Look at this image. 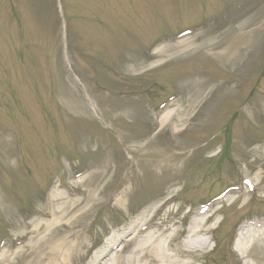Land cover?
I'll return each mask as SVG.
<instances>
[{
    "label": "rangeland",
    "instance_id": "rangeland-1",
    "mask_svg": "<svg viewBox=\"0 0 264 264\" xmlns=\"http://www.w3.org/2000/svg\"><path fill=\"white\" fill-rule=\"evenodd\" d=\"M244 1L252 0H0V202L6 201L13 208L31 213L38 208L41 194L46 193L49 177L55 175V184L59 181H68V164L71 159L78 165L79 172H84L91 166L97 167L98 161H105L108 164L103 166L110 169L114 176L108 180L97 208L85 219L82 227V240L89 248L90 255L93 252L90 247L96 248L97 245L103 244L107 249V242L118 230H123L126 224L137 219L142 213L146 216L147 211L154 205L149 201L153 200L156 193L161 195L166 190L173 189L170 194L177 193L183 202L191 198L196 202L209 201V198L223 186L240 181L246 176L252 177L255 181L260 180L261 186L264 187L263 111L256 112L255 109H249V105L248 107L242 105L248 116L246 118L251 119L247 120V123L250 122L251 125L241 123L242 119L237 121L239 131L230 125L232 131L230 133H234L230 147L231 158L228 161H219L217 166L220 175H213L214 172H218L213 166L219 158V155L214 156L216 151H219V142L213 138L211 131L212 127L218 126H211L214 122L210 125L208 116L210 114L215 116L216 111L209 110L212 104L201 108L200 105L205 102V98L201 101L205 92L200 94L197 91L194 93L185 91L182 96L183 103L177 105L178 117L187 119L201 108L199 115L191 122H188V119L181 122V126L185 123L189 125V129L179 137H174L172 127L167 128L165 134L154 137L160 147V156L172 159L177 156L179 159L178 164H175L168 173L163 166L148 162L157 156L148 157L147 153H141L142 156L129 155L128 146L122 140L123 136L127 135L133 139L144 140L153 134L154 129L151 122V126L149 125L147 118L148 114H153V108L147 105L145 99L141 104L144 114L147 113L146 117L141 113L138 116L120 113L124 108L130 109V101L121 100L117 103L115 95L106 89L108 86L115 92L122 90L123 87L120 88L121 84L119 85L118 81L122 75L123 58L130 55L142 56L144 50L151 49L159 42L178 38L179 34L185 31L205 28L209 33L208 28L215 24L224 25L232 22L231 16ZM261 10L264 14V7ZM255 26L254 31H251L245 25L244 32L249 33L247 46L252 49L255 46L261 51L260 54L256 53L259 54L256 61L261 65L260 63H264V19ZM240 49L241 47L230 50L229 55L236 58ZM202 50H205L203 53L216 56L218 63L214 62V57L205 54L197 56L198 54H195L197 51L193 50L190 51L191 54L181 55L185 58L170 61L154 74L152 71L146 72L143 87L155 83L153 89H158L156 99H163L165 92L171 91L162 90L159 76L156 78L155 74L165 69V73L161 75V82L166 86V90L173 86L172 81L166 82L163 79L165 76L177 74L179 81L197 72L196 75L214 74L213 77L202 75L189 78L191 81H204V84H199L198 91L204 90L205 87L200 86L204 85L212 86V91L219 92L223 81L235 79V69L230 68L232 64L225 68V63L217 59L220 57L218 54L224 50L221 49L217 54L209 47H203ZM226 50L227 48L224 53ZM245 55L246 60L251 59L254 50H247ZM65 56L73 76L84 86L77 82L82 95L89 99V94L95 105L96 114L97 107L102 109L110 115L107 116V121L111 120L110 122L98 115L97 122L93 123L85 120L87 118L79 113L78 116L67 113L70 110L69 105L65 107L67 111L64 109L67 104L65 93H68L62 79V71L66 70ZM199 57L207 63L199 62ZM247 65L249 63H244V66ZM247 70L257 74L253 66ZM74 77L71 76L76 82ZM116 77L118 78L115 79ZM207 77L212 83L208 84L205 81ZM125 79H129L128 82L132 86L142 82V78L135 82L128 77ZM236 83V86L242 85L239 80ZM242 86L244 91L241 98L226 96L220 105L221 110L228 107L237 113L234 120L242 116L239 104L248 96L251 83L244 82ZM191 88L194 89L195 86L191 85ZM99 92H106V95L103 102L99 100L98 103ZM206 92L208 96L211 95L208 89ZM261 93L264 96V86ZM158 100L152 104L155 105ZM89 107L92 109V106ZM112 108L115 112H111ZM182 109L183 112H188L189 116L180 115ZM252 119L257 120L255 124ZM234 122L236 124V121ZM151 139L153 137L149 140ZM250 140L257 142L251 147ZM177 144L181 147L177 148L175 146ZM189 146H192L194 156L188 151ZM181 152L183 155H179ZM210 166L213 168L208 171ZM161 171H165L160 174L163 177L156 179ZM165 174H171L174 180L165 181L167 177L172 178L169 175L164 176ZM140 178L144 182H140ZM136 179L139 180L134 185L136 187L137 184V187L128 197L129 211H132L128 215V222H125L128 218L125 214L116 212L113 203L118 197V192L123 189V184L127 180ZM170 182L177 183V186L168 187ZM240 192L233 195L232 199L236 202L232 206L229 200L222 206L218 215L204 227V230L212 227L222 218V213L225 214L222 228L214 233L215 238L218 237L220 241L218 250L213 254L219 264H242V260L232 248L235 227L245 216L264 213V191L256 193L253 198L248 196L245 189ZM145 200L149 203L142 207ZM249 201L251 204L248 205ZM211 204L213 208L220 207L218 202L213 201ZM200 207L195 210L205 208ZM171 208V206L166 208V211L163 208L162 217L170 222L171 230L176 228L181 230V223L186 226L187 230L181 236L177 235L175 239L174 245L181 248L193 218L187 217L182 222V217L187 213L186 207L182 208L183 212L178 213L168 212ZM4 218L5 215L0 208V219ZM6 220L8 221L7 217ZM0 225L1 238L4 232H9V226L6 222ZM233 225L234 229L228 241H225ZM212 245L213 243H210L207 250ZM207 250L192 254L186 260L194 264H210ZM84 253L87 254L86 250ZM221 258L226 262H220Z\"/></svg>",
    "mask_w": 264,
    "mask_h": 264
},
{
    "label": "bare ground",
    "instance_id": "bare-ground-1",
    "mask_svg": "<svg viewBox=\"0 0 264 264\" xmlns=\"http://www.w3.org/2000/svg\"><path fill=\"white\" fill-rule=\"evenodd\" d=\"M233 40L230 50L238 49L239 44L243 43L240 35L233 37ZM191 45L188 41L169 43L167 46L159 45L150 54L152 59L149 66L152 68L160 64L167 52L184 51L194 47ZM210 46L216 50V44ZM202 48L203 46H200L198 49ZM235 59L234 56H230L228 64H232ZM131 63H133L131 71L143 70V67L139 66L140 63L135 61ZM69 97V104L73 109L89 115V110L79 93L74 91ZM176 114V111L169 110L157 118L155 122L158 124V129L170 126L173 130H177L183 120L175 117ZM127 137H124V142L130 145V151L140 155V152L146 154L151 150L157 153L155 141H132ZM113 175L110 169L101 164L97 165V168L92 167L89 173L80 177L75 176L70 169L69 186L74 190L80 189L84 194H73L67 187L53 186L43 197L41 207L31 216L15 217L13 223L15 238L5 243L0 250V264H20L24 261L27 264L85 263V243L81 242L82 225L96 208L108 180ZM132 187L129 180L123 184L119 198H116L113 204L116 211L122 213L127 209L128 196ZM159 211V209L155 210L149 218L143 215L132 221L129 227L133 229V236L129 240L123 241L121 232L112 236L107 245L110 246L122 240V247L108 259L103 260V257L107 255L106 249L103 248L94 253L85 264H193L186 260L187 255L204 250L208 244V239L202 237L204 219H195L183 249H180L173 245L174 238L170 234L166 235L170 230L165 229L169 223L165 221L159 223ZM234 250L245 259V264H264V225L252 222L250 225L241 226Z\"/></svg>",
    "mask_w": 264,
    "mask_h": 264
}]
</instances>
